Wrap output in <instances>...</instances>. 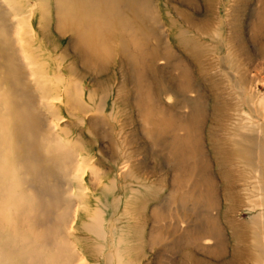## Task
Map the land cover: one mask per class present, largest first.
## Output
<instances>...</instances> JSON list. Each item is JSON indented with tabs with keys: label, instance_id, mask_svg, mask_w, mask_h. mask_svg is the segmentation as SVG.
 <instances>
[{
	"label": "rangeland",
	"instance_id": "rangeland-1",
	"mask_svg": "<svg viewBox=\"0 0 264 264\" xmlns=\"http://www.w3.org/2000/svg\"><path fill=\"white\" fill-rule=\"evenodd\" d=\"M89 1L0 0V264H256L264 0Z\"/></svg>",
	"mask_w": 264,
	"mask_h": 264
},
{
	"label": "bare ground",
	"instance_id": "bare-ground-1",
	"mask_svg": "<svg viewBox=\"0 0 264 264\" xmlns=\"http://www.w3.org/2000/svg\"><path fill=\"white\" fill-rule=\"evenodd\" d=\"M8 2H10V0H8ZM63 4L65 2L64 5H67L69 8L67 9V11L65 12V10L63 11L61 9L60 14H59V26H72V25H76V23L79 20H82V18L84 17V12L85 10H87V8L91 9V11H93L92 5L90 3L89 0H62ZM89 2V3H88ZM90 4V5H89ZM4 7V4L1 5L0 4V8H1V13H0V20L2 22V25H0V32H4V34L7 36L9 33V36L11 37L10 39H8L7 41V45L11 46V42H12V33L13 31L11 30V25L8 24L9 21L7 18V15L5 14V11L2 10V8ZM89 13V11H88ZM87 13V14H88ZM87 14H85L87 16ZM85 20V19H83ZM86 28H79L77 29L76 32H78V35L80 37V39H83L84 34H87V29L90 31L91 27L94 28V26L92 24H90L89 22H86ZM90 28V29H89ZM247 153L249 152V155H251V157L255 154V152L257 153V157H256V175L254 177V179H256L255 183H251L249 187H251V190H249L250 195H248V200L252 204L251 206V210L255 211V218L252 221L255 225V233L254 234H258V236H256L253 239V247L255 249V253H256V264H264V248H261V244L260 243V239L259 237V233L260 236H263V245H264V180L262 179V173H263V169H264V144H260L259 146H257V150L254 149L253 146H249L246 149ZM255 188V189H254ZM248 190V189H247ZM96 234H99V229L96 231ZM219 244V242H217ZM215 247H218L217 245ZM264 247V246H263ZM218 251V250H217ZM239 255V254H238ZM237 255V260L239 261L241 256ZM252 256V255H251ZM110 257L107 260L108 263L110 262ZM240 262V261H239Z\"/></svg>",
	"mask_w": 264,
	"mask_h": 264
}]
</instances>
